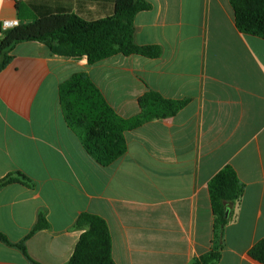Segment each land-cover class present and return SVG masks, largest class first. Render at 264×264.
<instances>
[{
  "label": "crops",
  "instance_id": "0c3cea01",
  "mask_svg": "<svg viewBox=\"0 0 264 264\" xmlns=\"http://www.w3.org/2000/svg\"><path fill=\"white\" fill-rule=\"evenodd\" d=\"M135 41L158 58L118 54L89 64L22 42L0 72V180L23 173L34 186L0 189V232L25 241L40 264H67L83 230L81 214L103 218L116 264H191L212 249L209 184L232 167L244 195L225 228L219 264H260L249 256L264 238V39L236 27L230 0H145ZM116 0H0V23L41 14L112 16ZM16 25V26H17ZM88 74L115 112L141 113L154 91L187 101L173 117L125 133L127 152L111 165L91 157L67 125L60 86ZM43 214L49 228L27 238ZM0 264H31L0 241Z\"/></svg>",
  "mask_w": 264,
  "mask_h": 264
},
{
  "label": "trees",
  "instance_id": "16d2710c",
  "mask_svg": "<svg viewBox=\"0 0 264 264\" xmlns=\"http://www.w3.org/2000/svg\"><path fill=\"white\" fill-rule=\"evenodd\" d=\"M230 3L238 30L264 39V0H230ZM150 9L151 4L145 0H116L114 14L100 20H86L76 14H41L7 29L0 23V72L11 63V52L16 45L28 41L44 43L58 56L86 57L89 64L118 54L158 58L162 54L160 47L140 46L135 41V17ZM60 103L67 125L81 139L87 153L98 163L111 165L127 152V131L156 119L173 117L187 101L166 99L150 91L139 100L141 113L126 119L108 104L88 74L79 73L60 86ZM15 183L34 186L25 174L16 173L0 180V189ZM209 192L215 216L213 246L191 264L220 263L225 228L235 205L244 195L245 185L232 167H226L211 180ZM75 227L84 232L67 264H116L112 255V236L103 218L83 213ZM47 228L49 223L40 214L27 238ZM0 241L19 248L31 264H40L29 255L25 241L12 244L1 232ZM249 256L264 264V238L251 248Z\"/></svg>",
  "mask_w": 264,
  "mask_h": 264
},
{
  "label": "built area",
  "instance_id": "2783aa9c",
  "mask_svg": "<svg viewBox=\"0 0 264 264\" xmlns=\"http://www.w3.org/2000/svg\"><path fill=\"white\" fill-rule=\"evenodd\" d=\"M16 25H17L16 22H15V23H6L5 25H3V28H4V29H7V28L14 27V26H16Z\"/></svg>",
  "mask_w": 264,
  "mask_h": 264
},
{
  "label": "water",
  "instance_id": "95a60500",
  "mask_svg": "<svg viewBox=\"0 0 264 264\" xmlns=\"http://www.w3.org/2000/svg\"><path fill=\"white\" fill-rule=\"evenodd\" d=\"M227 215H228V213H227Z\"/></svg>",
  "mask_w": 264,
  "mask_h": 264
}]
</instances>
